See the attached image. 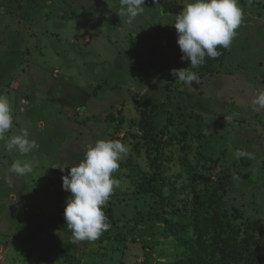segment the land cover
Here are the masks:
<instances>
[{"label": "rangeland", "instance_id": "rangeland-1", "mask_svg": "<svg viewBox=\"0 0 264 264\" xmlns=\"http://www.w3.org/2000/svg\"><path fill=\"white\" fill-rule=\"evenodd\" d=\"M4 1L0 96L8 99L13 118L5 135L27 130L38 144L22 155L7 151L0 140V255L6 256L5 264H67L70 253L75 264L172 263L184 252L182 242L160 219L147 216L153 213L172 225L192 222L175 210L191 205L198 193L187 186L180 160L184 140L190 145L187 160L199 172L211 168L214 180L229 172L219 189L227 205L242 208L249 219L264 220V110L254 111L251 104L264 90V0L239 1L243 19L231 46H218L221 55L206 59L215 72H195L198 80L188 85L173 74L182 68L174 64L178 34L171 24L190 0H175L179 12L167 14L158 13L164 0H145L131 24L118 14L120 0H32L27 5L40 9L34 21L26 14L21 23L5 16ZM168 82L170 95L164 91ZM159 99L166 101L155 118L163 145L137 153L131 142L140 133L136 102L149 106ZM120 110L126 122L113 140L106 119ZM101 139L119 140L128 148L112 174L119 186L103 207L108 237L73 243L64 218L71 193L62 188L69 167L62 172L55 166L77 165L86 148ZM16 160L29 162L33 171L11 175ZM153 173L158 175L147 185L144 176Z\"/></svg>", "mask_w": 264, "mask_h": 264}, {"label": "clouds", "instance_id": "clouds-1", "mask_svg": "<svg viewBox=\"0 0 264 264\" xmlns=\"http://www.w3.org/2000/svg\"><path fill=\"white\" fill-rule=\"evenodd\" d=\"M119 16H126L131 24L143 12L145 0H120ZM243 12L239 0H190L171 24L178 34L177 43L181 59L188 61L192 68H198L205 57L216 59L221 55L218 46L225 49L231 46L236 29L241 25ZM176 79L188 85L198 80L195 72L188 68L173 71ZM254 111L264 110V90L253 98ZM13 126L11 107L6 97L0 96V140L5 141L7 151H18L27 155L38 148L35 140L29 139L27 130L6 138ZM128 154V148L119 140H97L87 147L83 159L77 165L65 164L59 167L63 172L62 188L71 193L66 201L64 218L71 232L73 243L95 241L102 232L109 229L103 207L108 202L119 181L112 174L119 168V162ZM242 156L244 153L237 152ZM12 174L24 176L33 171L27 161L16 160L10 170ZM11 185V180L9 179Z\"/></svg>", "mask_w": 264, "mask_h": 264}, {"label": "trees", "instance_id": "trees-1", "mask_svg": "<svg viewBox=\"0 0 264 264\" xmlns=\"http://www.w3.org/2000/svg\"><path fill=\"white\" fill-rule=\"evenodd\" d=\"M5 1L2 3V5H5V16L16 19L17 23L24 22V15L26 14H29L26 20L34 21L36 15L33 17V14L34 12L38 13L37 9H40L39 7L27 5L32 0ZM24 1L28 2L24 3ZM239 1L245 3L243 0ZM160 12L162 14L178 13L179 4L175 0H164L158 9V13ZM181 56L182 53L176 41L174 64L177 67H189L193 72H199L200 74H212L215 72L207 66V57H205V62L201 66L192 68L189 62L181 59ZM164 88V91L168 92V95L172 94L170 82L166 83ZM167 97L169 98V96ZM160 100H156L159 102H153L149 106L145 105L147 103L144 106H140L143 103H140L139 100L136 102L135 108L140 117L137 121V126L139 127L140 133L135 134L136 140L131 142L133 149L137 153L157 151L163 145L161 140L157 139V125L155 121L157 112H160V109L164 107L166 102ZM17 102V108L19 110L21 105L19 101ZM122 110L119 111L118 116H115L112 112L106 119V122L112 124V131L109 132L113 140L117 137L115 131L121 129L122 124L126 122V117L122 114ZM131 121L133 119H129V122ZM174 136L177 137L179 142L181 141L179 135ZM184 141L181 146L183 156H181L180 160L184 166L183 171L189 178L187 186L190 185L198 193L194 200L191 199V205L189 202H186L185 207H177L175 210L177 215L191 216L192 222L188 225L179 223L172 225L166 218H160L153 213L147 216L149 220L160 219L173 235L176 238L178 237L179 242H182L184 252L177 255L175 260L170 264H264V220L261 221L259 217L249 219L244 215L245 212L242 208L228 206L219 193V189L223 190L225 187L230 176L229 172L225 170L222 177L216 176V179L218 178L219 180L212 178L214 174L209 167L204 168L206 171L204 174L199 172L197 165H193L187 160L188 156L186 152L190 145L185 144ZM157 158L155 156V162L158 164ZM133 167L135 172L139 173V167L137 165ZM157 175L158 173H153L149 176H144L147 185ZM244 176L245 180L250 182L251 179L247 177V174H244ZM192 205L194 208H192ZM186 232H189L188 237H183ZM108 233L109 229L102 232L100 239H106ZM178 234L179 236H177ZM68 245L70 248L73 247L71 243ZM70 255L72 257L69 259L65 257L67 264H75V255L72 253ZM142 264L150 263L145 260Z\"/></svg>", "mask_w": 264, "mask_h": 264}, {"label": "crops", "instance_id": "crops-1", "mask_svg": "<svg viewBox=\"0 0 264 264\" xmlns=\"http://www.w3.org/2000/svg\"><path fill=\"white\" fill-rule=\"evenodd\" d=\"M12 199L15 200L16 198H15L14 196H12ZM4 248H5V251L8 250V247H4ZM4 248H3V249H4ZM5 257H6L5 255H3V256L0 255V264H5V263H6V262L4 261V260H5ZM8 264H11V262L8 263Z\"/></svg>", "mask_w": 264, "mask_h": 264}]
</instances>
